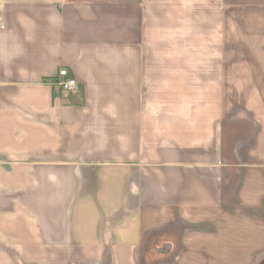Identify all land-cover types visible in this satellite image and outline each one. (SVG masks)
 Segmentation results:
<instances>
[{
	"label": "crops",
	"instance_id": "crops-1",
	"mask_svg": "<svg viewBox=\"0 0 264 264\" xmlns=\"http://www.w3.org/2000/svg\"><path fill=\"white\" fill-rule=\"evenodd\" d=\"M0 264H264V0H0Z\"/></svg>",
	"mask_w": 264,
	"mask_h": 264
},
{
	"label": "rangeland",
	"instance_id": "rangeland-1",
	"mask_svg": "<svg viewBox=\"0 0 264 264\" xmlns=\"http://www.w3.org/2000/svg\"><path fill=\"white\" fill-rule=\"evenodd\" d=\"M174 10V9H173ZM177 18V17H176ZM175 21V19L173 18L172 19V22ZM171 22V23H172ZM174 25V24H173ZM172 25V26H173ZM155 33H156V36H157V40H164L162 38L165 37V39H169V37L173 38L174 41L176 42V44H172V43H167V46L164 50H167V51H172V52H175V51H180V42H179V38H176L175 36H181V31H180V28H177V27H171L169 29V25L168 26H164V23L163 22H158L157 21V26L155 28ZM183 32H185L187 34L186 36V41L187 42H191V41H194V35H195V28H192V29H183ZM185 36V35H184ZM169 41V40H168ZM171 42V41H169ZM158 45V44H157ZM188 46H191L190 43H188ZM157 49H159V46H157Z\"/></svg>",
	"mask_w": 264,
	"mask_h": 264
},
{
	"label": "built area",
	"instance_id": "built-area-1",
	"mask_svg": "<svg viewBox=\"0 0 264 264\" xmlns=\"http://www.w3.org/2000/svg\"><path fill=\"white\" fill-rule=\"evenodd\" d=\"M57 84L56 86L61 92L69 93L74 92L78 89V83L74 77L69 75L66 69L59 70L57 74Z\"/></svg>",
	"mask_w": 264,
	"mask_h": 264
}]
</instances>
